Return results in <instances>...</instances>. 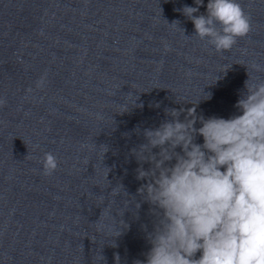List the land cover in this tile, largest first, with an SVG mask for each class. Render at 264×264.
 <instances>
[{
  "label": "clouds",
  "instance_id": "obj_1",
  "mask_svg": "<svg viewBox=\"0 0 264 264\" xmlns=\"http://www.w3.org/2000/svg\"><path fill=\"white\" fill-rule=\"evenodd\" d=\"M194 3L174 11L217 52L231 50L251 30L239 0H207L204 13L205 0ZM249 81L235 104L239 114L205 118L196 112L198 100L187 110L165 109L170 119L143 130L145 142L131 150L136 179L144 181L134 206L147 203L153 219L151 230L142 225L150 247L133 264H264V80ZM57 168V157L45 153L43 174ZM111 246L118 247L115 241ZM113 256L121 264L120 254Z\"/></svg>",
  "mask_w": 264,
  "mask_h": 264
}]
</instances>
